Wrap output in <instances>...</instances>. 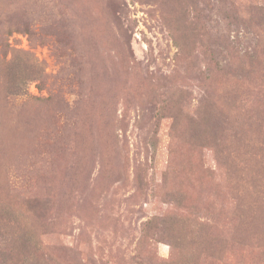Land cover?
<instances>
[{
	"label": "rangeland",
	"instance_id": "obj_1",
	"mask_svg": "<svg viewBox=\"0 0 264 264\" xmlns=\"http://www.w3.org/2000/svg\"><path fill=\"white\" fill-rule=\"evenodd\" d=\"M0 264H264V0H0Z\"/></svg>",
	"mask_w": 264,
	"mask_h": 264
},
{
	"label": "trees",
	"instance_id": "obj_2",
	"mask_svg": "<svg viewBox=\"0 0 264 264\" xmlns=\"http://www.w3.org/2000/svg\"><path fill=\"white\" fill-rule=\"evenodd\" d=\"M210 119H212V127L215 128V127H217L219 125V124L217 125V121L219 120V118L217 119V117L215 115L211 114Z\"/></svg>",
	"mask_w": 264,
	"mask_h": 264
}]
</instances>
